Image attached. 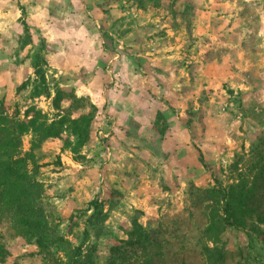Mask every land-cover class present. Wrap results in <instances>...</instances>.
I'll return each instance as SVG.
<instances>
[{
  "label": "rangeland",
  "instance_id": "obj_1",
  "mask_svg": "<svg viewBox=\"0 0 264 264\" xmlns=\"http://www.w3.org/2000/svg\"><path fill=\"white\" fill-rule=\"evenodd\" d=\"M184 1L176 3L179 14L170 0H0L6 112L34 105L54 117L51 97L30 94L35 75L27 56L42 38L55 45L44 66L51 94L73 86L97 106L81 158L63 148L74 139L66 132L33 151L43 189L38 205L65 240L55 247V264H66L75 246L84 253L94 246L96 264H108L110 244L126 237L133 217L153 241L130 264H207L195 249L211 205L204 189L258 185L264 207V0ZM23 17L32 42L21 48ZM26 78L29 86L16 95ZM158 111L164 134L154 127ZM30 140L23 135L21 155ZM95 196L106 217L93 225ZM260 228H227L217 245L243 248L241 264H264ZM0 234L10 251L3 264H44L19 228L3 226Z\"/></svg>",
  "mask_w": 264,
  "mask_h": 264
},
{
  "label": "trees",
  "instance_id": "obj_2",
  "mask_svg": "<svg viewBox=\"0 0 264 264\" xmlns=\"http://www.w3.org/2000/svg\"><path fill=\"white\" fill-rule=\"evenodd\" d=\"M134 1L143 2V0ZM178 1L181 0H170V3L172 9L180 14L182 12L176 10ZM189 1L183 2L184 7L190 6ZM21 11L25 15L22 5ZM21 22L23 35L20 47L22 48L32 42V33L24 17ZM54 50L55 45L42 38L37 51L27 56L31 58L34 80L26 78L15 88V94L18 95L27 89L31 81L32 97L41 95L51 97L55 110L51 120H48L46 113L34 105L28 106L22 114L15 105L14 111L8 114L4 100L0 99V227L19 228L24 237L36 245L44 264H55L54 261H57L54 258L55 247L65 240L49 225L44 211L38 205L43 189L36 178L38 164L33 151L46 139L62 138L63 133L66 132L74 139H64L63 148H69L75 157L81 158L80 149L94 130L97 113V106L90 97L76 95L73 86L57 85L53 88V95L51 94L44 66L47 62L46 55ZM154 127L159 134H164L167 129L161 111L156 113ZM27 133L31 134L29 151L21 155L22 137ZM29 162L33 163V170L28 168ZM262 174L261 172V177ZM214 179L219 183L216 177ZM257 187L258 185L248 187L244 183L222 186L219 183L204 189V193L210 197L211 205L208 220L195 249L200 252L207 264H241L247 258L243 248L230 251L218 246L217 242L227 228L263 233L260 224L264 225V207L257 203L259 194ZM89 205L92 212L88 216V222L93 225L102 223L106 213L103 212V204L97 200V196L89 201ZM152 235L136 217H133L131 228L126 231V237L119 238L116 244H110L108 264H130L129 256L136 250H146L153 241ZM203 237L212 244L202 241ZM4 239L5 237L0 234V264H3L10 255L9 246ZM94 251V246L85 253L80 246H75L68 254L66 264H96Z\"/></svg>",
  "mask_w": 264,
  "mask_h": 264
}]
</instances>
